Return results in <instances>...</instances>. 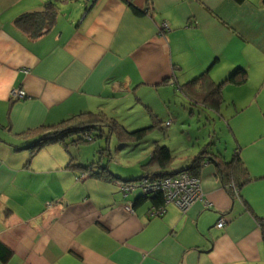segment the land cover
Returning <instances> with one entry per match:
<instances>
[{"label": "crops", "instance_id": "obj_1", "mask_svg": "<svg viewBox=\"0 0 264 264\" xmlns=\"http://www.w3.org/2000/svg\"><path fill=\"white\" fill-rule=\"evenodd\" d=\"M49 1L0 0V242L12 252L0 264H264V0H58L54 25L33 39L16 22ZM239 67L248 80L224 88L226 107L205 106L193 81L209 72L219 84ZM131 96L161 121L178 118L176 100L218 114L253 181L234 198L207 162L203 200L159 217L118 183L80 176L77 147L26 149L73 117H118Z\"/></svg>", "mask_w": 264, "mask_h": 264}, {"label": "trees", "instance_id": "obj_2", "mask_svg": "<svg viewBox=\"0 0 264 264\" xmlns=\"http://www.w3.org/2000/svg\"><path fill=\"white\" fill-rule=\"evenodd\" d=\"M236 1L243 2L244 0ZM57 3L58 0H50L45 4L42 10L22 15L16 22L17 27L33 39L43 36L55 23L58 14ZM136 13L139 14V11L136 10ZM247 80V70L243 67H239L231 72L219 84L211 79L209 72L196 78L193 83H199L200 88H202L204 92H208L205 93L204 96V105L218 112L225 102L224 88L227 85H245ZM149 114L152 121L150 125H146L144 128L140 127V129L135 132H130L116 117H110L104 112L86 113L63 121L59 125L51 127L49 131L46 130L41 134L38 133L33 138L24 142H29V147L26 149L30 150L31 157L41 148L50 144L61 143L67 148L69 146H75L80 150L83 145L94 143L97 140H105L108 144L113 135H117L119 140L123 143L135 142L141 144L140 142H144L147 136L153 131H164V123L161 119L151 112H149ZM99 153L103 156L102 158L93 161L92 159L87 160V164H83V161H79L77 154L74 157L73 154L70 153L72 168L81 171L82 174L80 176L83 178L87 177L109 183H118L121 192L126 197L136 193L138 197L135 201V206L150 202L155 209L165 208L166 201L163 191L151 190L149 192L148 189H150V187L144 185V182L150 180L151 184H153L162 178L176 174L173 169L176 154L170 146L156 141L151 157L141 163L143 169L142 174L137 175V173L134 174L132 171H129V173L132 172V174L131 176H126L125 178L127 179H124V177L118 174L119 172H115L110 168L108 163L113 157L111 149L108 146L102 147ZM104 157H106V159H104ZM75 159L78 160L75 163L76 165H74ZM207 162L216 165L224 187L234 198L241 196L243 187L253 181L248 170L244 166L239 150L234 152L230 160H226L221 150L218 149V151L215 152L212 149L208 150L204 148L202 152L179 173L187 172L193 176H200L201 169ZM146 187L147 191L145 190ZM137 190H139V193L136 192ZM261 226L264 233V219L261 222ZM11 256V250L0 242V260L5 263Z\"/></svg>", "mask_w": 264, "mask_h": 264}, {"label": "rangeland", "instance_id": "obj_3", "mask_svg": "<svg viewBox=\"0 0 264 264\" xmlns=\"http://www.w3.org/2000/svg\"><path fill=\"white\" fill-rule=\"evenodd\" d=\"M131 97L133 99L132 102L128 103L126 101L124 109H115V112H118V117H116L118 121L130 132H135L140 129V126L147 124L144 123L145 121L148 122V125L152 121L144 109L146 103L144 101L138 102L137 96ZM224 106L226 107V105ZM185 108L190 109L185 111L181 100L173 102L171 109L177 113L178 118L171 119V121H169L170 119L162 121L164 123V131H153L144 142H140L141 144L135 142L123 143L117 135H113L108 144L105 140H97L94 143L83 145L80 150L78 148L73 150L77 154L79 161L86 162L87 160L92 159L93 161L102 158L103 156L99 153V150L102 147L108 146L111 149L113 157L108 164L115 172H121L123 168H128L129 171L136 170L138 167L140 168V163L150 154V148L155 147L154 142L156 141L172 147L176 154V164L183 163L190 158L194 159L204 148L214 151L218 149L223 150L222 153L226 154V158L229 160L233 154L232 144L227 124L223 118L219 117L218 114L205 112L202 108L195 109L194 107L186 106ZM157 110L159 112L162 109ZM161 112H163L162 115L164 116L165 112ZM193 112L194 114L192 115ZM155 114L157 113L155 112ZM107 115L109 116V114ZM201 147L202 149H200ZM123 172L125 170L121 173ZM131 174L132 172L128 173L130 176ZM139 174L141 175L142 173ZM136 192L139 193V190Z\"/></svg>", "mask_w": 264, "mask_h": 264}, {"label": "built area", "instance_id": "obj_4", "mask_svg": "<svg viewBox=\"0 0 264 264\" xmlns=\"http://www.w3.org/2000/svg\"><path fill=\"white\" fill-rule=\"evenodd\" d=\"M86 1L89 5H91L96 0ZM164 27L167 28L166 25ZM25 97L26 93L24 91L14 90L12 92V99L14 100L24 99ZM144 185L150 187V189H148L149 192L151 190L163 191V193L165 194L166 205H176L181 208L184 212H187L196 203L202 201L204 196L200 177L190 175L187 172L167 176L154 182L153 184H151L150 180H146L144 182ZM147 187L145 188L146 191ZM132 207L133 205H131L129 209H132ZM164 213V208H154L152 215L161 217L164 215ZM225 225L226 221L222 219L218 223L217 228L222 229Z\"/></svg>", "mask_w": 264, "mask_h": 264}, {"label": "water", "instance_id": "obj_5", "mask_svg": "<svg viewBox=\"0 0 264 264\" xmlns=\"http://www.w3.org/2000/svg\"><path fill=\"white\" fill-rule=\"evenodd\" d=\"M95 2H93L91 5H93Z\"/></svg>", "mask_w": 264, "mask_h": 264}]
</instances>
